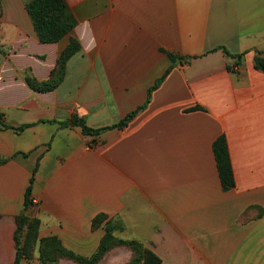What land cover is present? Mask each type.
Returning <instances> with one entry per match:
<instances>
[{
    "label": "crops",
    "instance_id": "1",
    "mask_svg": "<svg viewBox=\"0 0 264 264\" xmlns=\"http://www.w3.org/2000/svg\"><path fill=\"white\" fill-rule=\"evenodd\" d=\"M31 1L0 0V121L27 125L0 129V264H14L23 212L41 221L40 239L83 257L110 229L162 264H264V72L255 68L264 0H66L77 25L58 43L40 42ZM72 38L82 49L62 84L30 88L26 77L48 80ZM222 47L244 54L234 71ZM135 111L93 146L61 125L78 114L92 128L112 127ZM222 135L230 190L213 152ZM100 214L107 219L93 228ZM131 256L118 247L98 264Z\"/></svg>",
    "mask_w": 264,
    "mask_h": 264
},
{
    "label": "trees",
    "instance_id": "2",
    "mask_svg": "<svg viewBox=\"0 0 264 264\" xmlns=\"http://www.w3.org/2000/svg\"><path fill=\"white\" fill-rule=\"evenodd\" d=\"M27 11L34 24L36 33L42 43H58L66 35L71 33L77 25L76 18L68 6L66 0H32L26 5ZM82 49L81 43L72 38L68 46L58 58L56 67L51 72L50 78L40 82L37 79L27 76L26 82L35 91L49 92L58 88L65 79L68 61ZM222 49L226 55L237 59L235 65L229 69L234 71V68L240 63L244 54L233 55L226 48ZM255 68L258 71L264 72V51H256ZM173 65L177 62H182L180 56L168 54ZM192 58H187L190 60ZM169 70L167 71V73ZM165 77V76H164ZM164 77L157 80L156 84L150 89H153L163 81ZM150 98V94H149ZM149 100V99H148ZM193 109H201L199 106ZM137 112L130 113L119 124L106 128H92L88 125L87 120L80 117L78 114L72 116L67 122L61 123L64 127H78L83 135L93 138L91 146L98 143L95 139L108 129L115 127H123L133 118ZM27 125L20 127H10L0 121V129H14L17 133L22 132ZM213 152L216 159L217 169L222 187L225 190H230L235 187V177L232 167V162L229 154L228 142L224 135L220 136L213 144ZM5 159H0V165L5 163ZM33 178L30 180V185L25 192V210L33 203L31 198ZM107 219V216L100 214L93 220V228H97ZM16 231L14 241L16 245V256L14 264H22L23 261L32 259L36 245L40 248V257L44 263L59 262L61 259H69L78 264H98L104 257L115 247H126L132 252L130 261L127 264H162V259L157 256L152 250L135 240H121L113 236L112 230L108 229L103 237L101 244L90 257L77 255L66 248L57 238H39L41 221L37 218H32L26 213H22L16 218Z\"/></svg>",
    "mask_w": 264,
    "mask_h": 264
},
{
    "label": "rangeland",
    "instance_id": "3",
    "mask_svg": "<svg viewBox=\"0 0 264 264\" xmlns=\"http://www.w3.org/2000/svg\"><path fill=\"white\" fill-rule=\"evenodd\" d=\"M120 247H121V246H120ZM115 248H118V247H115ZM121 248H126V247H121ZM112 250H113V249H112ZM112 250H111V251H112ZM109 253H110V252H109ZM32 257H33L32 259L27 260V261L30 262V264H31V263H33V264H60V262L63 260V259H61L59 262L44 263V262L42 261L41 257H40V248H39L38 245H36ZM130 259H131V258H130ZM130 259H129V261H130ZM65 260H68V261H71V262H73V263H75V264H78V263H76V262H74V261H72V260H69V259H65ZM129 261H128V262H129ZM128 262H127V263H128ZM127 263H125V264H127Z\"/></svg>",
    "mask_w": 264,
    "mask_h": 264
}]
</instances>
